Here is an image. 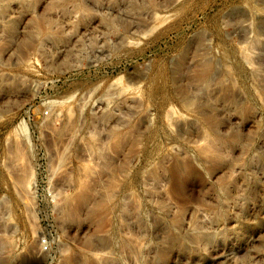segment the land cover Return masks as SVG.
Here are the masks:
<instances>
[{
    "label": "rangeland",
    "instance_id": "rangeland-1",
    "mask_svg": "<svg viewBox=\"0 0 264 264\" xmlns=\"http://www.w3.org/2000/svg\"><path fill=\"white\" fill-rule=\"evenodd\" d=\"M0 264H264V0H1Z\"/></svg>",
    "mask_w": 264,
    "mask_h": 264
},
{
    "label": "bare ground",
    "instance_id": "bare-ground-1",
    "mask_svg": "<svg viewBox=\"0 0 264 264\" xmlns=\"http://www.w3.org/2000/svg\"><path fill=\"white\" fill-rule=\"evenodd\" d=\"M1 1V0H0ZM3 1V0H2ZM5 1V0H4ZM10 4V3H9ZM8 74V73H7ZM207 81V80H206Z\"/></svg>",
    "mask_w": 264,
    "mask_h": 264
}]
</instances>
